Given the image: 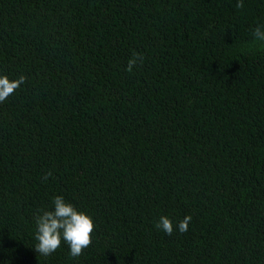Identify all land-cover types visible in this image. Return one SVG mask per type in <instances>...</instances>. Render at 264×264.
I'll list each match as a JSON object with an SVG mask.
<instances>
[{
  "label": "trees",
  "instance_id": "16d2710c",
  "mask_svg": "<svg viewBox=\"0 0 264 264\" xmlns=\"http://www.w3.org/2000/svg\"><path fill=\"white\" fill-rule=\"evenodd\" d=\"M235 5L0 0V75L26 77L0 103V264H264V0ZM58 195L96 226L77 258L33 249Z\"/></svg>",
  "mask_w": 264,
  "mask_h": 264
},
{
  "label": "clouds",
  "instance_id": "9594fccd",
  "mask_svg": "<svg viewBox=\"0 0 264 264\" xmlns=\"http://www.w3.org/2000/svg\"><path fill=\"white\" fill-rule=\"evenodd\" d=\"M236 8L244 7V0H236ZM253 37L264 42V25H258L252 30ZM144 56L140 53H133L127 62L126 70L131 72L133 67L139 63L143 64ZM26 81L24 75L18 79L9 80L6 75H0V103H3L15 90L20 88ZM52 177L49 171L42 176V181H47ZM53 209L44 210L36 215V231L34 251L42 257H48L61 246L63 241L69 248V255L77 258L83 254L84 249L92 243L91 234L95 230V224L90 216L77 210L70 202H66L63 196H55L52 201ZM192 217L184 216L179 221L176 231L183 234L187 232L188 225ZM155 227L162 230L165 234L171 236L174 232L172 221L165 217H159Z\"/></svg>",
  "mask_w": 264,
  "mask_h": 264
}]
</instances>
